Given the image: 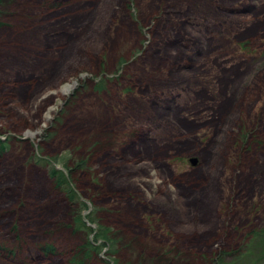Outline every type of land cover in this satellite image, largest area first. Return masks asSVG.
<instances>
[{"label": "rangeland", "instance_id": "374dc122", "mask_svg": "<svg viewBox=\"0 0 264 264\" xmlns=\"http://www.w3.org/2000/svg\"><path fill=\"white\" fill-rule=\"evenodd\" d=\"M0 141V264H264V0H1Z\"/></svg>", "mask_w": 264, "mask_h": 264}, {"label": "trees", "instance_id": "16d2710c", "mask_svg": "<svg viewBox=\"0 0 264 264\" xmlns=\"http://www.w3.org/2000/svg\"><path fill=\"white\" fill-rule=\"evenodd\" d=\"M1 2V0H0ZM1 143V141H0ZM49 176L52 180H54L55 183V187L59 190H62L63 192H65L67 194V196L70 197V199L74 198V194L73 191L70 189V181L69 179L64 176L60 171H57L55 169H50L49 171ZM79 216L77 217V224H79V222H81L82 220H79ZM87 230H89L88 228H86ZM85 235V234H84ZM261 233L260 232H255L251 235L250 241L249 243L246 245L247 247H251L253 245V243L255 244L256 240L258 243L259 241V237H260ZM99 239H101L100 235H98V237L96 238V240L98 241ZM104 239L105 242H103L104 244L107 242H109L108 237H106L104 235ZM83 242H85L84 245H82L79 249L76 250L75 254L72 256V259L70 261V263L72 264H93V262L97 259V254L99 247H96L93 243H91L90 241H86L84 240ZM1 250L3 251V249L1 248ZM40 250H42L45 254L54 251V247L53 246H49V245H45L43 247L40 248ZM245 254H247V251L244 252ZM221 256H217L216 260H212V264H222L223 262V257L226 254H220ZM244 256V255H242ZM236 262H233L232 264H235ZM107 264V263H106ZM211 264V262H210Z\"/></svg>", "mask_w": 264, "mask_h": 264}, {"label": "bare ground", "instance_id": "6f19581e", "mask_svg": "<svg viewBox=\"0 0 264 264\" xmlns=\"http://www.w3.org/2000/svg\"><path fill=\"white\" fill-rule=\"evenodd\" d=\"M73 88H74L73 85H66L61 91H62V93H68V92L71 91ZM33 135H34L33 133L28 132V131L24 133V136L27 137V138H32Z\"/></svg>", "mask_w": 264, "mask_h": 264}, {"label": "water", "instance_id": "95a60500", "mask_svg": "<svg viewBox=\"0 0 264 264\" xmlns=\"http://www.w3.org/2000/svg\"><path fill=\"white\" fill-rule=\"evenodd\" d=\"M189 162H190L191 164H194V163H195V159H190Z\"/></svg>", "mask_w": 264, "mask_h": 264}]
</instances>
